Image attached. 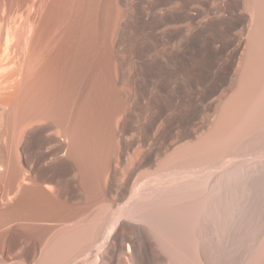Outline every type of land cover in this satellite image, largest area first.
Returning <instances> with one entry per match:
<instances>
[{"label": "bare ground", "instance_id": "bare-ground-1", "mask_svg": "<svg viewBox=\"0 0 264 264\" xmlns=\"http://www.w3.org/2000/svg\"><path fill=\"white\" fill-rule=\"evenodd\" d=\"M135 9L102 135L94 0H0V264H264V0Z\"/></svg>", "mask_w": 264, "mask_h": 264}, {"label": "rangeland", "instance_id": "rangeland-1", "mask_svg": "<svg viewBox=\"0 0 264 264\" xmlns=\"http://www.w3.org/2000/svg\"><path fill=\"white\" fill-rule=\"evenodd\" d=\"M153 0H94L96 12V54H95V75L98 106V133L107 134V123L113 120L125 110L126 99L118 96V87L111 80V71L115 52L123 53L121 48L113 49L112 39L114 37L122 17L126 15L137 18V8H141L144 2L151 3ZM85 14V9H83ZM119 23V24H118ZM116 27V28H115ZM117 49V50H116ZM119 53V54H120ZM86 86V79L83 77L80 84L82 98Z\"/></svg>", "mask_w": 264, "mask_h": 264}]
</instances>
